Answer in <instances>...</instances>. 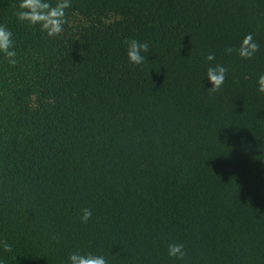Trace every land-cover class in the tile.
I'll return each instance as SVG.
<instances>
[{
    "label": "trees",
    "instance_id": "1",
    "mask_svg": "<svg viewBox=\"0 0 264 264\" xmlns=\"http://www.w3.org/2000/svg\"><path fill=\"white\" fill-rule=\"evenodd\" d=\"M19 3L0 0V264H264V0H71L51 38ZM247 34L252 59L225 51Z\"/></svg>",
    "mask_w": 264,
    "mask_h": 264
},
{
    "label": "clouds",
    "instance_id": "2",
    "mask_svg": "<svg viewBox=\"0 0 264 264\" xmlns=\"http://www.w3.org/2000/svg\"><path fill=\"white\" fill-rule=\"evenodd\" d=\"M71 7V0H55V4L50 0H20L18 11L14 13L17 20L21 23H27L29 26L38 25L40 31L45 32L48 37H57L64 31L66 21V9ZM127 58L133 65H142L145 57L142 53L149 50L147 42H139L135 39L126 40ZM227 53L236 52L241 59H252L259 51V45L253 39L252 34H247L241 41L238 48L228 47ZM0 53H2L7 62L14 66L17 63L15 44L12 32L4 25L0 24ZM208 61L215 59L214 54H209ZM227 68L222 65L209 66L206 70V77L212 87L207 91L211 95L220 91L227 75ZM258 92L264 94V74L258 78ZM80 220L87 223L92 218V210L89 208L81 209ZM4 251L11 252L12 247L6 241H0ZM167 254L170 258L184 260L188 255L185 246L179 243H169ZM70 264H108L106 258L102 255H95L91 252H73L69 254Z\"/></svg>",
    "mask_w": 264,
    "mask_h": 264
}]
</instances>
